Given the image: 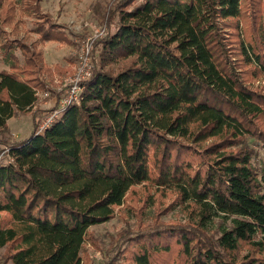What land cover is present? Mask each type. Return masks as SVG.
<instances>
[{
	"label": "trees",
	"instance_id": "1",
	"mask_svg": "<svg viewBox=\"0 0 264 264\" xmlns=\"http://www.w3.org/2000/svg\"><path fill=\"white\" fill-rule=\"evenodd\" d=\"M104 20L79 102L0 138V264H81L89 227L137 185L173 190L190 217L136 213L90 264H264V0H113ZM62 27L40 22V41L69 42ZM2 49L0 132L49 73L35 43Z\"/></svg>",
	"mask_w": 264,
	"mask_h": 264
},
{
	"label": "rangeland",
	"instance_id": "2",
	"mask_svg": "<svg viewBox=\"0 0 264 264\" xmlns=\"http://www.w3.org/2000/svg\"><path fill=\"white\" fill-rule=\"evenodd\" d=\"M113 0H0V17L3 20L4 32L1 41L18 39L26 43H35L42 50L43 59L49 73L43 77L46 86L38 89L36 106L23 111L13 109V115L6 119L7 128L0 132V138L15 141L28 136L33 127V119L40 123L41 119L52 111L63 96V80L71 74L77 65L81 43L87 36L103 25L107 8ZM99 5V12L96 10ZM40 22H52L62 27V32L70 40L60 42L55 40L40 41L37 27ZM12 51L22 61L21 51L16 45ZM9 57L6 58L3 49L0 51V70L9 69ZM58 68V69H57ZM258 81H255L257 85ZM252 164L264 173V153L257 145ZM7 159L6 146L0 143V163ZM175 197L173 190L160 191L154 186L147 190L141 185L129 190L123 204L114 208V215L109 220L91 225L88 237L81 248V264H90L101 256L116 234L127 226L136 227L137 214L141 212L143 220L148 223L156 211L164 213L165 221H186L189 216L187 208L176 205L170 208ZM145 200V203H143ZM140 208V209H139ZM228 221V220H227ZM218 219H215L217 228ZM213 229V228H212ZM213 231V230H212ZM3 248H0V259ZM10 264V263H8Z\"/></svg>",
	"mask_w": 264,
	"mask_h": 264
},
{
	"label": "built area",
	"instance_id": "3",
	"mask_svg": "<svg viewBox=\"0 0 264 264\" xmlns=\"http://www.w3.org/2000/svg\"><path fill=\"white\" fill-rule=\"evenodd\" d=\"M107 30V26L103 25L96 29L92 35L87 36L86 39L82 41L77 65L74 67L73 72L67 75L63 80V96L60 98L57 106L41 119L37 127V132L42 131L46 126H48L63 112L67 106L79 102L81 97L80 94L83 88V81L86 80L92 72L93 64L91 51L93 43L95 40L104 37L107 34Z\"/></svg>",
	"mask_w": 264,
	"mask_h": 264
},
{
	"label": "crops",
	"instance_id": "4",
	"mask_svg": "<svg viewBox=\"0 0 264 264\" xmlns=\"http://www.w3.org/2000/svg\"><path fill=\"white\" fill-rule=\"evenodd\" d=\"M35 106H36V104L33 107H35Z\"/></svg>",
	"mask_w": 264,
	"mask_h": 264
}]
</instances>
